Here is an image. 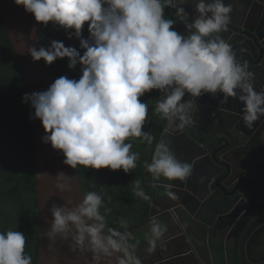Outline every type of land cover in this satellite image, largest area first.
I'll return each instance as SVG.
<instances>
[{
    "label": "clouds",
    "instance_id": "1",
    "mask_svg": "<svg viewBox=\"0 0 264 264\" xmlns=\"http://www.w3.org/2000/svg\"><path fill=\"white\" fill-rule=\"evenodd\" d=\"M13 2L33 14L38 24L47 27L51 22L67 38L79 41V49L56 39L47 46L28 47L34 62L43 59L50 66L67 58L70 69L80 66L81 76L78 80L60 76L46 90L24 93L21 100L34 109L29 120L41 121L42 142L60 152L63 163L72 169L82 165L97 170L123 169L125 174L135 169L139 154L132 152V144L126 141L139 138L152 144L153 137L143 130L149 105L140 98L154 89L163 97L155 112L170 130L192 123L197 98L205 94L216 97L222 93L221 103L229 98L241 102V119L248 128L264 116V90L254 89V74L237 61L232 45L221 36L233 11L224 0H195L193 17L180 6L190 0ZM166 7L176 9L187 35L174 29L175 20L165 18ZM186 95L190 97L187 100ZM146 168L155 180L163 177L183 182L193 174V165L173 155L163 140L155 145ZM57 176L63 178L64 172ZM57 188L66 191L69 185L58 183ZM134 191L136 196L150 199L139 181ZM167 195L178 199L172 191ZM102 204V195L95 191H89L78 204L71 200L53 204L51 226L43 235L53 241L58 236L71 237L75 248L92 253L93 264H113V258L114 264H142L135 246L128 242L132 231L107 227ZM121 227H125L123 221ZM166 232L167 225L154 217L146 237L148 252H155ZM25 243L22 232H0V264H31Z\"/></svg>",
    "mask_w": 264,
    "mask_h": 264
},
{
    "label": "water",
    "instance_id": "2",
    "mask_svg": "<svg viewBox=\"0 0 264 264\" xmlns=\"http://www.w3.org/2000/svg\"><path fill=\"white\" fill-rule=\"evenodd\" d=\"M225 3L231 4L233 11L230 14L231 20L228 24L227 30L222 32L221 36L223 39L228 41L232 47L236 46L238 51L247 43L235 37L238 32L244 31L245 29V31H250L255 36H258L259 38L261 37V32L264 31V11H261V15L259 16L257 7L259 5L264 7V0H225ZM194 4L195 0H190L189 3L183 5L187 9L189 15L195 14ZM240 5H243V7L240 8ZM0 17L13 44L19 66L22 71L27 93L30 94L34 91L46 90L50 84L54 82L51 67L47 65L43 59L34 62L27 51L28 47L33 44L37 47L44 46L39 24L35 21L34 15L25 12L23 6L15 5L13 0H0ZM247 17L258 19H250L247 20L248 22H241L237 20L241 19L243 21ZM254 35L252 37H255ZM77 45L78 40L75 37L68 39V46L77 47ZM249 68H253L255 72L263 73L261 77L258 76V81L260 80L264 83V70L262 69V65L257 64L256 66ZM72 72L73 69L68 67V61L66 58L62 76L71 78ZM261 90H264L263 84L260 85V91ZM217 96L213 98L211 95L205 94L202 97L197 98L198 110L194 113L192 122L201 127V130L203 128V130L207 132L205 136H203V132H201L200 135L198 134L201 136V138L199 137L200 139H196L192 134L186 131V128L190 127V125H187L182 129L170 131L167 123L166 129L169 130V132L166 134L174 148V151L178 153L179 159L193 165V174L183 182L173 180L170 183H165V192L158 194L159 201L162 202L158 210H155L156 207L154 206V202L156 200L153 199L149 221L151 222L155 216L161 214L156 217V220L161 225H167V232L165 233L164 242L162 244H158L157 246L158 262L149 261L148 263L144 262V264H174V262L177 264H191L190 261H183V259H185L189 254L194 255L195 263L197 264H219L220 261L218 263L217 257L220 256V253L217 256L216 252L211 253L209 246L207 245V240L205 237L200 238L199 232H197L201 231L199 230L201 227L207 231V228L210 226V221L204 217H206L209 212L216 211L217 213H227V207L221 210L216 208V203L212 199L214 194L219 193L226 195L227 197L222 196V200L224 202L222 207H225V205H228L229 202H231L230 206L233 207V212L241 213L239 218L240 223L245 222V226L250 223L255 224V226L251 229L254 230L255 234L260 232L262 229L264 230V205H254L251 209L249 204L250 202L251 204H254V202L250 201V198L248 202H244L243 199H241V201H237L238 198L236 197L240 196L239 194L234 198H231V192H229L226 188L229 185L226 182L228 178H226V175H222L225 169H227L226 174L229 175L232 168V172L235 170L234 175H237L238 172L241 171L240 175L244 176V178L239 179L241 180V183H251L256 187V191H258L259 182L262 183L263 187L264 182L260 180V178L255 177V174L257 173L258 166L264 164V155L253 156L252 159H246V157L242 156L243 154L240 152L244 151V146L239 150V152L237 149L225 152L230 146V143L222 145L221 143L223 142V138L220 136L221 133L213 132L208 125V121L213 122L214 115H216L217 111L221 110L223 113L218 116V122L224 123L226 128L232 124L233 127H235L234 129H236L239 134L243 133L248 136L249 139H251V135L253 133V139H257L261 133L263 134L264 132V116L260 117L256 123L254 122L255 124H253L252 128H248L245 126L243 120H240L242 109L239 110V106L234 107L235 109L233 108L236 111L235 113H232L229 116L224 115L227 107L231 106V103L233 104L232 98H229L228 100L230 101L227 103H221L220 96H222V93ZM189 98L190 97L187 95L184 97L185 100ZM29 107L30 112H34L30 103ZM31 122L39 229L36 264H93L92 253L81 252L78 248H75L71 237L68 239H61L58 236L53 241L43 235L45 231L50 229L53 219L50 212L51 206L53 204H65L68 200L73 201V204H78L83 199L84 193L80 183L77 167L76 169H72L70 166L65 165L63 163V155L60 152L53 150L50 144L42 142L41 138L44 135V129L39 119L31 120ZM254 127H257V129ZM259 128L263 129L261 130ZM230 129L228 128L229 134L226 133V135L228 138L233 139L232 128ZM259 130H261V133ZM250 131L251 133H249ZM203 143H206L208 147H206ZM257 143L258 141L255 143L252 142L251 144L248 142L245 145V148L249 149L251 148L250 145H252V147L255 146L257 149ZM219 152L224 154L218 156ZM227 153H236V160L230 159ZM150 161L151 156H149L148 163H150ZM237 164L240 166V170H238ZM59 172H64L63 178L58 179L57 174ZM217 173L221 174L220 177L217 176ZM147 174L148 171L146 172L142 188L144 192L147 184ZM214 177L216 178L215 183L213 180ZM58 183L68 184L69 189L66 191H60L57 188ZM222 183L226 185V187L222 185ZM169 185L171 187H168ZM168 191L175 193L178 199L172 200L169 198L167 195ZM242 192L243 191H241V193ZM154 194H157V191L154 192ZM202 194H204L205 197L206 195L209 196L204 199ZM255 196L256 199L260 201V196L257 194H255ZM199 197H202V200L204 199V205L206 202H208L209 205H207V207L205 206L200 208V203L197 199ZM141 200L142 198L140 197L136 205L129 212L128 216L123 220L124 223L127 222L130 215L140 204ZM258 211H261L263 216L258 217L260 215V212ZM168 216L170 217L168 218ZM248 217H250L249 221L247 220ZM188 221L194 222V225L188 226L186 224ZM201 223L203 225H201ZM258 223L260 224L259 226L256 225ZM172 227H174V231L170 233L169 230ZM121 228L120 224L116 229L121 230ZM209 229H211V227ZM168 232L169 235L166 236ZM257 237V235L251 236V240L257 242V244L252 245L251 253L247 259L243 260V262L246 263L248 260L249 263L258 264L259 262L264 261V234H262L260 240H257ZM202 241L205 242V251H208L209 249L207 258H204L202 253L199 251L198 243ZM185 244L189 250L184 247ZM221 256L223 255L221 254ZM102 264H105V262L102 261ZM262 264H264V262Z\"/></svg>",
    "mask_w": 264,
    "mask_h": 264
},
{
    "label": "trees",
    "instance_id": "3",
    "mask_svg": "<svg viewBox=\"0 0 264 264\" xmlns=\"http://www.w3.org/2000/svg\"><path fill=\"white\" fill-rule=\"evenodd\" d=\"M165 8V18L173 19V25L177 30L181 26L177 13H171ZM40 32L44 46L53 39L61 40L68 46L66 33L53 28L51 22L47 27L40 25ZM87 36V25L84 28ZM77 48L79 49V41ZM83 51V50H81ZM66 58L58 59L50 65L54 78L62 76ZM81 76L80 66L73 69L71 78L79 79ZM27 93L21 68L9 38L4 23L0 17V232L8 230L19 231L25 234V254L31 256V264H36L39 229L37 214V195L35 181L34 149L32 123L29 120V103H22V96ZM162 95L158 90H152L141 97V101L151 108L148 119L144 125V131L153 137L152 144L139 138H129L126 143L132 144V152L139 154L136 168L125 174L123 169L112 171L108 168L92 169L77 165V171L84 195L89 191H95L102 195L103 204L101 214L105 216L107 227L117 228L129 212L136 205L140 197L135 195V182L139 181L141 188L146 177V164L149 156H152L155 145L163 140L172 153L174 148L165 137L164 129L167 121L155 112V105ZM149 118H151L150 123ZM174 151V152H173ZM145 194L149 200L142 198L140 204L130 215L120 231L132 228L129 236V244L138 239L139 247L146 244V238L136 235L137 230L148 223L150 226L151 200L155 190L163 183L170 182L161 177L155 180L151 173L147 174ZM159 183V184H158ZM107 227L105 232H107ZM148 235H150V228ZM134 239V240H133ZM148 246V244H147ZM222 261V256H218Z\"/></svg>",
    "mask_w": 264,
    "mask_h": 264
},
{
    "label": "flooded vegetation",
    "instance_id": "4",
    "mask_svg": "<svg viewBox=\"0 0 264 264\" xmlns=\"http://www.w3.org/2000/svg\"><path fill=\"white\" fill-rule=\"evenodd\" d=\"M224 2H225V0H224ZM168 10L172 14L176 13L175 8L169 7ZM257 10H258L259 16H260L261 11H264V7L259 5L257 7ZM194 15H189V16L193 17ZM237 20L241 21V22H248L246 19H244L243 21L241 19H237ZM182 28L185 29L184 24L181 22V26H179L176 31L180 34L187 35L188 34L187 30L186 29L183 30ZM244 31H245V29H244ZM244 31H240V32L245 33ZM182 32H184V33H182ZM250 34H253V33L248 31L249 40H245V42H247V43L245 44L244 48H241L238 51L233 48V50L235 51L237 61L239 63L246 64L249 71H251L254 74V81H253L254 89L259 92L260 91V85L263 84V86H264V83H262L260 80L258 81V78H259L258 76L261 77L263 75V73L255 72L253 70V68L250 69L249 67L256 66L258 64V65H262V69L264 70V31L261 32L260 38L258 36H255L254 34L253 35L255 37H251ZM232 100H233V104L231 103V106L228 105L229 107H227V109L224 112V115H226V116H229L232 113H235L236 111L234 110L235 109L234 107H236V106H239V110H241L243 108V105L241 102H239L238 100L233 99V98H232ZM228 101H230V100H228ZM221 113H223L221 110L217 111V113H216L217 116L214 115L213 122L208 121V125L213 132H220L221 133L220 136L223 138V142L221 143L222 145L225 143L226 144L230 143V146L226 149L225 152H227L228 150L232 151L233 149H237L239 152V150L241 148H243V146H244V151H240V152L243 154L242 156L246 157V159H252L253 156L264 155V132H263V134L261 133V130L263 128H259V129H261V130H259L261 133L259 138L253 139V137H252L253 133H252L251 139H249L248 136H246L245 134H243V133L239 134V132L236 129H234L235 127H233V125L230 124L228 128L229 129L232 128V134H233V139H230L226 135V133L229 134V130H228V128H226V125L224 123L218 122L219 121L218 116H220ZM241 115H242V113L240 114V120L242 121ZM263 124H264V122H263ZM166 127H167V125H166ZM254 128L257 129V127H254ZM186 131L189 132L190 134H192L193 137H195L196 139L201 138V136H199L201 132H203V136H205L207 134V132L205 130H203V128L201 130V127L197 126L193 122L190 124V127L186 128ZM230 131H231V129H230ZM249 133H251V131ZM165 139H167L169 141L167 136H165ZM256 141H258L257 149L255 148V146L252 147V145H250L251 148H249V149L245 148V145L248 142H250V144H251L252 142L255 143ZM169 143H170V141H169ZM203 144L206 147H208L206 143H203ZM222 154H224V153L219 152L218 156H220ZM235 154L236 153H227L228 157L232 160H236ZM173 155L178 157V153H176V152H174ZM239 160H241V159H239ZM237 166H238V164H237ZM232 169L230 170L231 171L230 175L226 174L227 169H225L224 173H222V175L227 176L226 178H228V179L226 182H227V184H229L227 187L223 183H222V185H224L227 188V190L229 192H231V195H230L231 198H234L238 194L240 196L236 197V198H238L237 201H241V199H243L244 202L245 201L248 202V200L250 198V201L254 202V204H251V202H250V204L248 203L249 206L251 207V209H252V206H254V205H258V206L264 205L263 204L264 187L262 186V183L259 182V184H258L259 189H258V191H256V187L253 184L244 183V182L241 183V180H239V179L244 178V176L240 175L241 171H239L237 175H234L235 170H234V172H232ZM238 170H240V166H238ZM208 175H210V174H208ZM220 175H221L220 173L219 174L217 173L218 177H220ZM238 176H240V177H238ZM255 177L260 178V180H262L264 182V164L261 166H258V170H257V173L255 174ZM213 180L215 183L216 178L214 177ZM165 190L166 189H162V188H160L159 190L158 189L155 190V192L157 191V194H153L152 200H151V205L153 203V199L156 200L154 202V206L156 207L155 210H158L162 204V202L159 201L158 194L165 192ZM241 191H243V192L241 193ZM255 194L260 196L259 199L261 202L256 199ZM202 196L204 197V199H206L209 195H206V197H205V195L202 194ZM222 196H226V195L219 194V193L214 194L212 196V199L215 201L216 208L218 210H221V209L227 207L228 208L227 213H217L216 211L209 212L206 215V217H204V216L203 217L210 221L209 222L210 226L207 228V231H205L203 229V227H201V228H199V230H201V231H197V232H199L200 238L205 237V239L207 240V245L209 246L211 253L216 252V256L219 253H220V255L221 254L223 255L222 261L220 263L218 261L219 264H254V263H249L248 260L245 263V262H243V260L248 258L249 254L251 253L252 245L257 244V242L251 240V236L257 235L258 236L257 240H260L262 234H264V232H263L264 230L262 229L260 232H257L255 234L254 230H251L255 226L254 223L253 224L250 223L247 226H245V224H246L245 222L240 223L239 218H240L241 213L233 212V207L230 206L231 202H229L228 205H225V207H222L224 205V202L222 200L223 199ZM197 199L199 200V203H200L199 207L200 208H203L205 206L207 207V205H209L208 202H206L204 205V199L202 200V197H199ZM258 212H260V215L258 217L263 216V213L261 211H258ZM252 214H253V211H252ZM159 215H161V214H158L157 216H159ZM157 216H155V218ZM169 217L170 216H168V218ZM249 218L250 217H248V219H247L248 221H249ZM146 224H148V223H146ZM186 224L188 226H190V225H194V222L188 221ZM142 225H145V223H143ZM201 225H203V224L201 223ZM256 225L259 226L260 224L258 223ZM210 227H211V229H209ZM128 230H129V232H131L132 228H130ZM169 231H170V233L172 231H174V227H172ZM168 235H169V232L167 233L166 236H168ZM204 244H205V242H203V241L199 242L198 247H199V251L202 253L204 258H207L209 249H208V251H205ZM147 247L145 249H139V248L136 249L135 248L137 255L139 256V258L142 261V264H144V262L148 263L149 261H152V262L157 261L158 262V249L156 248L155 252H148V251H146ZM184 247L187 250H189L188 247L186 246V244ZM183 261H190L191 264H197V263H195V258H194L193 254H189L185 259H183ZM263 262L261 261L258 264H262ZM153 264H157V263H153ZM174 264H177V263L174 262Z\"/></svg>",
    "mask_w": 264,
    "mask_h": 264
},
{
    "label": "bare ground",
    "instance_id": "5",
    "mask_svg": "<svg viewBox=\"0 0 264 264\" xmlns=\"http://www.w3.org/2000/svg\"><path fill=\"white\" fill-rule=\"evenodd\" d=\"M240 1V0H239ZM180 6H183V5H180ZM184 7V6H183ZM186 9V8H185ZM186 11H187V9H186ZM40 28V27H39ZM183 29V28H182ZM183 30H185V29H183ZM245 33H243V32H239L237 35H235V37L237 38V39H239V40H241V41H245V40H249V35H248V31L246 30V31H244ZM250 32V31H249ZM41 33V32H40ZM182 33H184V32H182ZM251 35V37L253 36V34H250ZM42 37V36H41ZM235 50H237V47L236 46H234L233 47ZM242 48H244V47H242ZM240 50V49H239ZM52 70V69H51ZM53 73V72H52ZM53 77H54V75H53ZM54 80H55V78H54ZM149 108H150V106H149ZM29 109H30V107H29ZM149 112L151 113V108H150V110H149ZM150 120H151V118H149V122L148 123H150ZM32 123V122H31ZM167 125V124H166ZM167 127H165V129H164V134H163V136H162V139H163V137H165V136H167V134L166 133H168L169 132V130H167L166 129ZM171 131V130H170Z\"/></svg>",
    "mask_w": 264,
    "mask_h": 264
},
{
    "label": "crops",
    "instance_id": "6",
    "mask_svg": "<svg viewBox=\"0 0 264 264\" xmlns=\"http://www.w3.org/2000/svg\"><path fill=\"white\" fill-rule=\"evenodd\" d=\"M242 7H243V5H240V8H242ZM250 19H251V20H255V19H258V18H250V17H247V18H246V20H250ZM145 226H149V225L146 224ZM145 226H144V227H145ZM131 233H132V232H131ZM130 235H131V234H130ZM133 240H134V239H133ZM136 240H137V242L134 240V241H133V244H132V245L135 246L136 249H138V248H139V249H145V248L147 247V243L144 244V245H142L141 247H139L138 245H139V242H140V241H138V239H136ZM146 242H147V240H146ZM146 251H147V250H146Z\"/></svg>",
    "mask_w": 264,
    "mask_h": 264
},
{
    "label": "rangeland",
    "instance_id": "7",
    "mask_svg": "<svg viewBox=\"0 0 264 264\" xmlns=\"http://www.w3.org/2000/svg\"><path fill=\"white\" fill-rule=\"evenodd\" d=\"M149 228L150 226L142 227L141 229L137 230L136 235L141 236V238H146L148 236Z\"/></svg>",
    "mask_w": 264,
    "mask_h": 264
}]
</instances>
